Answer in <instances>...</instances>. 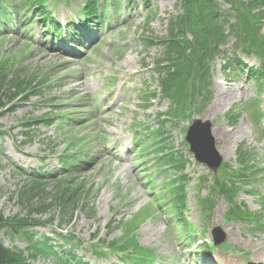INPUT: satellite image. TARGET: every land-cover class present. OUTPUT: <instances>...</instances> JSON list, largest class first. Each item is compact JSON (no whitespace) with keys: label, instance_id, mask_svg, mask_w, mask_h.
<instances>
[{"label":"rangeland","instance_id":"obj_1","mask_svg":"<svg viewBox=\"0 0 264 264\" xmlns=\"http://www.w3.org/2000/svg\"><path fill=\"white\" fill-rule=\"evenodd\" d=\"M44 1L48 10L59 17H72L75 9L83 5L81 0ZM141 1L120 0L122 7L116 16L113 15L110 29L96 32V42H85L77 51L49 40L41 33L39 23L29 26L22 20L7 22V35L0 34V70L18 67L40 72L50 82L36 96L21 103L16 100V104L0 111V212L5 218L28 217L43 223L34 231L54 243L58 242L56 233H71L82 241L77 255L88 264H122L120 255L107 251L106 247L125 234L123 227L110 232L107 225L112 221L130 222L128 232L134 234L139 245L154 250L156 260L153 264H214L207 263V256L201 254L205 245L212 244L210 229L214 226L221 227L227 239L214 248L209 261L241 264L237 256L245 252L249 253L245 264H264V228L246 232L238 223H225L227 204L222 198L217 200L210 214H202L200 200L208 195L214 180L218 184L222 181V176L220 170L213 175L204 165L194 162L189 154L184 141L188 118L181 120L180 127L173 124L166 129L170 131V147L187 158L183 170L188 180L185 216L188 225L193 227L188 239L180 227L173 230L171 222L176 224V221L166 215L160 199L155 196L166 191L167 182L176 176L171 170L156 171L152 158L148 159V154L142 152L141 141H135L133 126L157 127V117L168 110L169 103L159 97L145 107L144 99L149 91L158 90L159 80L154 75L153 65L159 60V50L144 52L139 34L151 10L156 13L150 26L152 36H165L168 17L176 15L177 0H147L146 7L145 1ZM217 1L224 3V0ZM229 55L231 57L232 52ZM242 61L246 66L244 75L235 66L237 73L230 71L226 76L223 58L215 60L212 65L213 98L202 113L193 117L213 123L223 163L235 168V150L242 143L259 157L261 182L242 188L236 196L254 213L259 211V204L245 190L255 186L254 191L264 195V142H259L258 130L249 120L247 111L241 112L234 125L230 122L234 116L227 114L234 107L246 108L253 99L260 100L264 113V91L258 94L256 86L246 78V69L257 68L258 61L254 57H242ZM144 66L147 68L143 69ZM52 107L58 109L51 116L57 126L37 127L33 120L49 115ZM23 122L31 123V126L26 128ZM27 130L33 131L30 140L23 136ZM77 139L86 141L72 152L84 155L75 179L93 189L96 196L90 207L94 217L89 218L78 210L69 225L59 228L58 207L46 214L39 215L40 209L32 213L21 206L19 192L25 186V189L31 188L30 170L43 168L50 176L55 172L62 173L61 158L69 150L70 143ZM137 159L144 162L138 163ZM15 167H20L26 174H21ZM44 188L49 202L57 186L52 182ZM50 218L53 220L46 223ZM198 241L203 246H198ZM3 242L10 249L26 246L20 238L11 240L4 236ZM196 250L198 254H195ZM99 251L106 256L94 254ZM194 256H197L196 262ZM35 264L51 262L39 259Z\"/></svg>","mask_w":264,"mask_h":264},{"label":"trees","instance_id":"obj_2","mask_svg":"<svg viewBox=\"0 0 264 264\" xmlns=\"http://www.w3.org/2000/svg\"><path fill=\"white\" fill-rule=\"evenodd\" d=\"M93 0H88L92 4ZM181 13L176 17H171L167 26L166 36L161 39L146 37L143 44L145 47L160 46L163 59L159 66L160 86L163 96L173 101L174 107L170 110L171 117L178 118L189 112V107L195 103L206 106L211 98V63L223 54L230 38L234 40V48L247 56L256 55L263 63L262 71L257 70L253 74L255 83L259 90L264 89V34L261 33L264 27V0H225L228 7L223 9L217 0H178ZM13 7L17 14L22 10L35 8L39 17L44 16L41 8V0H0V11ZM21 14V13H20ZM19 14V17H20ZM227 64L230 65V58L226 57ZM41 74L32 73L26 69L0 70V106L13 102L17 97L19 101H26L30 96H35L40 92L41 85L45 82ZM254 106L257 103L254 102ZM49 116V115H48ZM39 122L49 126L51 118L47 115ZM39 125V123H36ZM27 127L30 125L27 124ZM25 139L30 140L33 135L28 130L23 133ZM79 143L70 144L71 148H77ZM158 153L165 159L166 166L171 165L169 152L159 149ZM238 168L226 173L227 179L220 185L219 190L211 193V199L218 196V192L229 203L227 218L229 220L246 221L252 219L257 214H250L243 204L233 203V196L237 193L235 181H244V175L254 170L253 160L249 153L239 146L237 149ZM168 157V158H167ZM71 155H66L62 161L67 166V177L58 181H53L57 186L56 193L50 197L48 202L45 197L44 187L49 183L41 180L40 172L33 173L36 178H32L31 188L25 187L19 192V202L25 209L35 212L40 209L41 214H46L50 209L57 208L60 214V224H68L75 213L81 209L92 216V208L89 206L92 199L93 189L86 187L82 182L75 184V179L71 176L72 169L77 166ZM177 166V165H176ZM71 176V177H70ZM52 183V182H51ZM171 191V209H182L184 206L183 184L178 181ZM53 219L50 218L49 222ZM31 219H21L15 216L5 219L0 212V264H33L39 258L53 261V264H83L76 260L73 251H63L58 256L53 247L49 246L48 239L42 241L35 240L37 234L32 231V227L37 223ZM114 222H112L113 224ZM112 224L108 225L109 228ZM115 227H112L114 229ZM2 233L14 240L15 237L26 241L27 247L24 250L8 249L4 246ZM124 239V237H122ZM113 242L110 248L127 251L129 248L146 260L150 259L152 251L138 246L133 237H126L125 241ZM65 244H72L77 248L80 242H75V237L69 235L68 238L61 237ZM120 242V243H119Z\"/></svg>","mask_w":264,"mask_h":264},{"label":"water","instance_id":"obj_3","mask_svg":"<svg viewBox=\"0 0 264 264\" xmlns=\"http://www.w3.org/2000/svg\"><path fill=\"white\" fill-rule=\"evenodd\" d=\"M209 121L193 120L186 134V142L190 145V152L195 160L205 164L211 171L215 172L221 165L222 157L215 148V141L211 133ZM215 244L223 241L224 236L218 229L213 231Z\"/></svg>","mask_w":264,"mask_h":264},{"label":"bare ground","instance_id":"obj_4","mask_svg":"<svg viewBox=\"0 0 264 264\" xmlns=\"http://www.w3.org/2000/svg\"><path fill=\"white\" fill-rule=\"evenodd\" d=\"M79 87V86H78ZM226 97L228 96V93H226V95H225ZM214 136H216V134H215V132H214Z\"/></svg>","mask_w":264,"mask_h":264}]
</instances>
